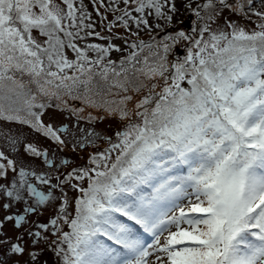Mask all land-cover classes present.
Returning a JSON list of instances; mask_svg holds the SVG:
<instances>
[{
    "label": "snow or ice",
    "instance_id": "6c2138e0",
    "mask_svg": "<svg viewBox=\"0 0 264 264\" xmlns=\"http://www.w3.org/2000/svg\"><path fill=\"white\" fill-rule=\"evenodd\" d=\"M120 2L108 0L105 11L121 12L115 21L125 29L129 20L137 29L149 27L146 13L170 24L168 12L176 11L174 3L164 11L169 0H122L123 9ZM252 3L247 0V7L260 22L251 31L228 20L213 29L205 21L215 23L226 8L234 7L247 17L245 4L206 0L193 10L198 27L191 34L168 33L155 44L125 40L131 51L117 64L108 57L121 49L111 43L83 48L75 43L93 35L92 31L81 35L93 28L84 22L91 14L84 10L83 0L79 7L76 0H0V120L27 124L64 145L60 133L67 127L41 122L42 112L32 109L45 105L34 103L36 95L29 85L41 95L49 94L45 85L52 86L57 99L60 91L81 98L73 95L74 90L83 86L88 93L94 81H103L109 93L113 88L127 93L129 85L136 93L147 88L131 111L127 105L134 97L129 95L112 101L117 108H105L128 123L115 140L106 138L108 147L89 156L93 167L73 169L62 180L57 177V184L47 172L26 167L17 171L14 161L0 152V160L7 162L0 163V178L7 177L8 169L16 173L0 184V199L7 200L2 206L7 210L24 205L22 213L5 219L20 228L29 215L57 199L58 188L64 199L55 218L36 224L37 230L29 234L40 238L42 231L51 229L53 236H59L62 264H264V12L254 11ZM115 21L109 23V31ZM181 41L187 42L182 45L187 54L178 57L165 75L167 53ZM145 49L148 54L141 55ZM66 50L75 58L69 59ZM185 81L188 87H182ZM85 103L103 106L90 96ZM25 110L34 120L20 116ZM93 135L89 132L79 143H94L88 139ZM8 142L15 151L18 141L9 137ZM25 152L42 157L49 169L67 163H57L34 144H27ZM85 179L87 188L82 187ZM65 185L80 193L71 219ZM61 220L70 231L61 232ZM11 251L23 249L13 244Z\"/></svg>",
    "mask_w": 264,
    "mask_h": 264
},
{
    "label": "rangeland",
    "instance_id": "374dc122",
    "mask_svg": "<svg viewBox=\"0 0 264 264\" xmlns=\"http://www.w3.org/2000/svg\"><path fill=\"white\" fill-rule=\"evenodd\" d=\"M206 0H169V3L166 5L164 11L168 9L174 3L176 11L174 13L168 12L172 16L171 23H166L163 19H157L154 14H147L145 18L148 20L149 27L141 25L137 29L136 25L129 20V28L125 29L118 21H115V17L121 15L122 13L117 11L113 13L111 9L105 11V8L108 7V0H97L94 4L93 0H83L84 10L91 14V19H86L85 24H93L92 29H85L81 32V35L84 36L86 32L92 31L93 35L85 36L84 40H76L75 43L78 47L83 48L86 44H100L107 47L111 43L114 48H120L121 51L117 52L115 50L111 51L108 59L115 61L117 64L126 57L131 49L127 48L125 45V40L129 43L143 41L146 44L152 43L155 44L157 41H160L163 36L168 33H174L179 30H184L186 34H191L193 27H198V22L194 15L193 10L197 9L198 5H203ZM233 5L236 0H229ZM240 2L245 4L244 12L247 13V17L243 13L238 14L235 8L224 9L220 15L216 18L215 23L212 21H205L210 24V26L215 29L217 25H223L226 20L235 22L245 28L247 31H251L256 28V24L259 22L257 16L253 15L252 11H249L247 7V0H240ZM258 0H253L252 9L257 12H264V0L262 3H257ZM56 3H60V0H56ZM191 5V7H187ZM80 6V0H76V7ZM116 7V5H112ZM119 8L123 9L126 6L123 4L122 0L118 5ZM132 5L129 7V10H132ZM99 12V14H98ZM192 14L193 18L190 21L191 28L186 30L181 26V23L185 20L188 14ZM202 15H207L204 11L201 12ZM79 16V12L77 13ZM134 17H138V13L132 12ZM101 16L106 17V19H101ZM125 19H128L125 17ZM115 21L114 27L111 31L108 30L109 23ZM159 25V27H157ZM73 31H75L73 29ZM95 33H99L100 36L106 37V39H99L96 37ZM134 33H137L134 35ZM38 35V33H34ZM207 37V33H205ZM198 38V37H196ZM187 42L181 41L179 44H176L174 47H171L167 53V67L169 72L165 75H169L172 71V64L177 62L178 57H183L187 53L182 47V45ZM182 50V54L178 55V51ZM161 55H163L162 49ZM68 58L74 59L75 55L71 50H66ZM148 49L144 50V53L141 55H147ZM89 57L95 59V53L89 52ZM150 59H156L155 57H150ZM107 63V60L104 61ZM71 74V73H69ZM19 78V73L16 74ZM23 79L27 81L29 78L24 76ZM121 79V78H115ZM141 80H144V77L140 76ZM153 81H146L145 83L151 84ZM157 82L163 83L162 79H159ZM32 88L33 94L36 95L35 104H44L43 109L33 108L32 111L41 113L40 116L41 122L44 125L51 124L53 128L67 127L68 131L66 133H60L61 138L65 140L64 145H58L51 141L50 139L44 137L41 133L33 130L29 125L18 123L15 121L8 122L5 120H0V152H3L6 157L12 159L15 165L20 167L31 168L36 172H47L52 178V183L57 184L59 181L57 177L62 180L68 172L73 169H78L81 167H93L89 164V156L95 154L96 152L103 151L108 147L105 142L106 138L111 137L115 140V134L122 130L124 125L128 123L127 120H121L119 118L118 112H109L105 111V108H117V103H112V101L119 102L123 96L129 95L133 96L134 99L132 102L128 103L127 108L129 111L134 107V104L141 98L142 95L147 93V88L143 89L141 93H136L133 91L132 86L129 85V90L127 93H124L120 89L113 88L109 93L107 91V85L100 81L99 83L93 82L92 85H89L91 91L85 93L84 87L81 86L78 91L74 90L73 95H79L81 98L73 99L68 95L64 94L63 91L59 92V99L52 93L55 90L52 86L45 85L48 95H41L37 90L35 85H29ZM182 87H188L186 81L182 82ZM99 89H103L100 95H96V92ZM160 89L157 88L156 91ZM118 93V94H117ZM90 96L96 101L98 105H103L101 107H90L85 103V99ZM107 101L108 103H104ZM76 110L75 112L73 110ZM83 109V111H79ZM20 116L22 118L34 120L32 117H27L26 110L21 111ZM91 117V120H89ZM131 119L135 120L134 115L131 116ZM89 132L94 133L93 136L88 137V139L94 141V143L89 144L87 141L84 143H79L83 138L87 137ZM12 137L16 139L18 143L15 145V151H13L12 146L8 142V138ZM27 144H34L41 151L46 150L49 153V158L54 159L57 163L64 160L67 161L66 164L61 165L57 170L49 169L43 163V158L34 157L27 152H25V146ZM0 163H7L4 160H0ZM16 176V173L11 169L7 171L6 178H0V184H6L11 179ZM77 183L76 181H72ZM82 187H88V180L85 179L82 182ZM46 189V188H45ZM64 192L67 194L69 201L68 211L70 213L69 219L75 215V200L80 196L78 191L70 189L67 185L64 186ZM54 196L57 199L50 202L46 207H42L37 213L32 215L30 218V224L26 226L24 235L21 237L18 236L19 232L15 231L12 220H6L8 214L10 215L14 209L13 206L7 210L3 208V203L7 202L6 199H0V264H62L63 252L57 253L59 245L56 241L59 239V236H53L51 229L48 232H41V237L36 238L30 235V231L34 232L37 229L35 228L36 224H46L50 219L55 218L56 213L60 206L63 203V195L60 190L57 188L54 190ZM6 215V216H5ZM6 220V221H5ZM59 226L61 232H68L70 228L63 220L59 221ZM20 238V239H18ZM100 239H105L100 237ZM15 240V241H14ZM163 241V237L161 238ZM111 244L110 241H106ZM13 244H19L23 252L22 253H13L11 251V246ZM66 250L67 245H62ZM154 259V257H149V261Z\"/></svg>",
    "mask_w": 264,
    "mask_h": 264
},
{
    "label": "flooded vegetation",
    "instance_id": "af4514ba",
    "mask_svg": "<svg viewBox=\"0 0 264 264\" xmlns=\"http://www.w3.org/2000/svg\"><path fill=\"white\" fill-rule=\"evenodd\" d=\"M20 164H21V163H20ZM20 164H19V165H16L17 171H18V169L20 168ZM59 169H60V168H59ZM38 173H40V172H38ZM33 183H35L34 180H33ZM53 184H54V183H53ZM45 188H46V187H43L42 190L47 191V188H46V189H45ZM23 207H24V205H23L22 203H17V204H15V205H13V208H11V209H14V210H13V212H12L10 215H11V216H15V215H17V214H19V213H22ZM39 210H40V209H39ZM39 210H38V211H39ZM38 211H37V212H38ZM37 212H35V213H37ZM35 213L29 215V216L27 217V221H28V223L22 225L20 228H17V227L15 226V221L12 220L13 225H14V227H15V231H16V232H19V233H18V236H19V237H22V236L24 235L25 228H26V226H28V225L30 224V218H31L32 215H34ZM5 216H6V215H5ZM7 216H9V214H8ZM4 218H5V217H4ZM5 221H6V220H5ZM14 241H15V240H14Z\"/></svg>",
    "mask_w": 264,
    "mask_h": 264
},
{
    "label": "water",
    "instance_id": "95a60500",
    "mask_svg": "<svg viewBox=\"0 0 264 264\" xmlns=\"http://www.w3.org/2000/svg\"><path fill=\"white\" fill-rule=\"evenodd\" d=\"M193 15L190 13L186 16L185 20L181 23V26L186 29V30H190L191 28V24L190 21L192 20ZM183 52L182 50L178 51V55H181Z\"/></svg>",
    "mask_w": 264,
    "mask_h": 264
},
{
    "label": "trees",
    "instance_id": "16d2710c",
    "mask_svg": "<svg viewBox=\"0 0 264 264\" xmlns=\"http://www.w3.org/2000/svg\"><path fill=\"white\" fill-rule=\"evenodd\" d=\"M262 2H263V0H258L257 3H262ZM258 21L260 22L259 18H258ZM147 239H150V238H147Z\"/></svg>",
    "mask_w": 264,
    "mask_h": 264
}]
</instances>
